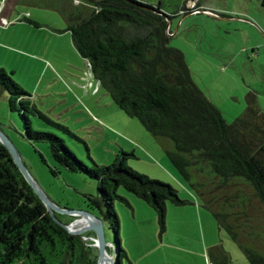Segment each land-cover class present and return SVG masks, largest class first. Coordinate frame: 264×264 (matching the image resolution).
<instances>
[{
	"label": "trees",
	"instance_id": "obj_1",
	"mask_svg": "<svg viewBox=\"0 0 264 264\" xmlns=\"http://www.w3.org/2000/svg\"><path fill=\"white\" fill-rule=\"evenodd\" d=\"M166 2L59 0V13L64 30L99 86L152 136L167 141L165 154L190 191L199 196L201 207L214 217L218 229L250 264H264V247L259 244L264 229L257 227L250 214L252 202L264 211V114L248 101L245 112L227 122L193 82L182 51L168 44L167 18L185 14L186 9L184 0H178L170 12ZM260 4L264 8V0ZM0 87L8 93L9 108L17 111L22 122V137L32 143L46 142L56 164L95 181L97 194L88 196V210L113 232L115 245L110 252L116 264L122 258L130 262L120 245L114 210L117 200L130 204L118 194L119 188L155 211L159 236L166 232L167 204H192L180 199L171 184L128 167L126 161L134 153L121 150L108 166L93 162L90 168L77 159L62 137L33 128L34 116L81 142L25 99L28 94L3 68ZM60 215L54 212L63 222ZM89 235L91 232L74 235L55 222L0 143V264H95L97 256L91 258L90 247L82 239ZM213 250L220 253L219 264L231 262L220 245Z\"/></svg>",
	"mask_w": 264,
	"mask_h": 264
},
{
	"label": "rangeland",
	"instance_id": "obj_2",
	"mask_svg": "<svg viewBox=\"0 0 264 264\" xmlns=\"http://www.w3.org/2000/svg\"><path fill=\"white\" fill-rule=\"evenodd\" d=\"M138 1L156 5L159 0ZM11 2L6 0L7 7H12ZM166 3L172 12L178 0ZM183 3L185 14L169 19L168 44L182 51L193 82L227 122H233L245 112L248 101L264 114V8L260 0H184ZM15 4L17 11H38L44 25L14 26L15 21H11L13 29L0 34V68L28 94L25 99L37 110L67 127L81 142L34 116L31 117L33 128L62 137L77 159L90 168L94 163L108 166L121 150L134 153L126 161L128 167L150 179L171 184L180 199L192 202L181 207L167 204L166 232L159 236L155 211L142 199L119 188L118 194L130 204L129 207L117 200L114 205L120 245L130 261L122 258L121 264H168L174 254L166 244L188 243L196 252L211 236L230 255L229 264H250L239 247L218 229L211 213L201 207L199 196L190 191L178 174L165 154L167 141L152 136L101 87L93 95L92 87L83 79L86 62L74 48L70 33H56L47 22L55 16L61 19L60 13L48 10L51 0H18ZM0 130L53 202L66 209H89L88 196L97 194L95 181L56 164L46 142L32 143L22 137V122L17 111L9 108L8 93L1 87ZM250 206L254 223L264 229V211L256 202ZM79 218L69 213L60 215L63 222L72 224L71 230L87 224ZM104 225L110 252L115 236ZM94 238L93 232L82 238L90 247L91 258L98 255ZM259 244L264 247V237L259 238Z\"/></svg>",
	"mask_w": 264,
	"mask_h": 264
},
{
	"label": "crops",
	"instance_id": "obj_3",
	"mask_svg": "<svg viewBox=\"0 0 264 264\" xmlns=\"http://www.w3.org/2000/svg\"><path fill=\"white\" fill-rule=\"evenodd\" d=\"M17 1L18 0H12L11 2L12 7H7L5 3L6 0H0V34H2L3 31H10L11 29H13L11 23V21L13 20L15 21V23H17V24L13 23L14 26H17L18 24H21L20 26L33 25L36 27L44 25L40 22L41 14L38 11H34V10L17 11V9L15 8L16 7L15 3ZM75 3L77 2L75 1ZM49 7L50 8H48V10L55 11L57 12V14H59V0H53V3L50 4ZM26 14L28 15L26 16ZM2 18L8 20L9 23L7 25H3ZM24 18L34 22L35 24L28 23ZM47 22L53 25L52 31L65 35L66 33V30H64L65 22L62 16L61 19H59L57 16L51 17V19L48 20ZM83 76L85 82L92 87V92H94L93 95L95 96L100 89L99 82L93 77L92 73L88 68L87 70L84 71ZM183 240H185V237ZM218 245L222 247V245L216 241V238L212 236L210 238L208 237V240L206 242H203L200 249H196V252H194L190 248L188 243L166 244V248H169V250L172 251L174 254L171 258V261L175 262L172 263L167 260L168 264H208L209 262H212L214 264H219L221 258L220 253L216 250H213V248ZM166 252L168 253V251ZM175 252L179 255L177 256ZM211 253H213V255H211ZM194 254L197 259L195 258L193 260L192 255Z\"/></svg>",
	"mask_w": 264,
	"mask_h": 264
},
{
	"label": "water",
	"instance_id": "obj_4",
	"mask_svg": "<svg viewBox=\"0 0 264 264\" xmlns=\"http://www.w3.org/2000/svg\"><path fill=\"white\" fill-rule=\"evenodd\" d=\"M169 24V19L167 18V28ZM0 143L8 150L13 163L16 165L26 182L31 186L35 194L39 197L41 202L44 204L46 210L52 215L53 219L56 223L63 226L68 232L81 236L82 233L85 232H93L95 235L94 244L98 249L97 260L95 264H116L113 252H108V244L105 241V228L104 223L99 216H97L94 212L82 209H66L59 207L55 202H53L46 193L42 190L36 180L33 178L31 173L28 171L27 167L25 166L24 162L21 159V156L18 150L15 148L13 143L5 136V134L0 130ZM54 212L62 214V213H69L72 215H78L80 218L87 219L89 222L82 227L71 230L72 224H65L61 222L58 218L54 216ZM79 218V219H80ZM83 238V236H82ZM109 249L113 248V243L110 244Z\"/></svg>",
	"mask_w": 264,
	"mask_h": 264
},
{
	"label": "built area",
	"instance_id": "obj_5",
	"mask_svg": "<svg viewBox=\"0 0 264 264\" xmlns=\"http://www.w3.org/2000/svg\"><path fill=\"white\" fill-rule=\"evenodd\" d=\"M28 14H26V16H27ZM2 22H3V25H7L9 22H8V20H6V19H4V18H2ZM87 68L89 69V64H87ZM208 264H212L211 262H209Z\"/></svg>",
	"mask_w": 264,
	"mask_h": 264
},
{
	"label": "bare ground",
	"instance_id": "obj_6",
	"mask_svg": "<svg viewBox=\"0 0 264 264\" xmlns=\"http://www.w3.org/2000/svg\"><path fill=\"white\" fill-rule=\"evenodd\" d=\"M81 222H84V223H88L89 222V220H87V219H82V220H80ZM103 264H106V262L105 263H103Z\"/></svg>",
	"mask_w": 264,
	"mask_h": 264
},
{
	"label": "clouds",
	"instance_id": "obj_7",
	"mask_svg": "<svg viewBox=\"0 0 264 264\" xmlns=\"http://www.w3.org/2000/svg\"><path fill=\"white\" fill-rule=\"evenodd\" d=\"M203 11H206V10H203Z\"/></svg>",
	"mask_w": 264,
	"mask_h": 264
}]
</instances>
